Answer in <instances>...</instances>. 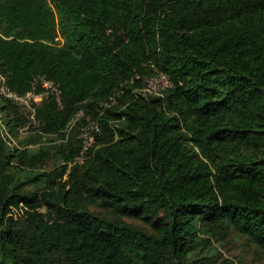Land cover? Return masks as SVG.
Returning <instances> with one entry per match:
<instances>
[{"label":"trees","instance_id":"obj_1","mask_svg":"<svg viewBox=\"0 0 264 264\" xmlns=\"http://www.w3.org/2000/svg\"><path fill=\"white\" fill-rule=\"evenodd\" d=\"M0 73L61 87L26 135L0 95V264H235L233 232L264 252V0H0Z\"/></svg>","mask_w":264,"mask_h":264},{"label":"built area","instance_id":"obj_2","mask_svg":"<svg viewBox=\"0 0 264 264\" xmlns=\"http://www.w3.org/2000/svg\"><path fill=\"white\" fill-rule=\"evenodd\" d=\"M39 85V89L36 88V85ZM35 88L30 89L24 93L17 92L11 89L5 83V77L0 73V95L9 98L20 108L21 113L25 117L24 124L18 127V133L20 135H26L31 132L40 131L39 125L40 121L37 118V105L43 100V98L53 95L57 100L61 101V87L58 82L48 78L46 76H38L36 78ZM173 85V82L169 74L165 71H157L154 75L146 76L144 78V83L141 87V91L146 94L158 93L165 88H168ZM117 102V93L109 95L104 99L99 106L101 113L105 111L106 108L112 106ZM83 115V110L79 111L76 117L69 123L67 130H70L74 125L76 119ZM0 125L3 132L8 136L10 143L13 146H18V140L13 135L7 126V124L0 118ZM101 126L98 121L91 120L81 129V151L77 160H84L88 153L90 152L91 147L96 142L97 133H100Z\"/></svg>","mask_w":264,"mask_h":264},{"label":"rangeland","instance_id":"obj_3","mask_svg":"<svg viewBox=\"0 0 264 264\" xmlns=\"http://www.w3.org/2000/svg\"><path fill=\"white\" fill-rule=\"evenodd\" d=\"M3 117L5 119V113ZM51 165L52 162H49L47 167ZM214 246L215 254L220 257V261L228 258L235 264H264V252L250 245L245 238L235 232L225 240L216 241Z\"/></svg>","mask_w":264,"mask_h":264}]
</instances>
